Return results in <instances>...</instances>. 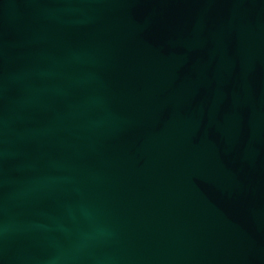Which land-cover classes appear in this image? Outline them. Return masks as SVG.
Returning a JSON list of instances; mask_svg holds the SVG:
<instances>
[{"label": "water", "instance_id": "1", "mask_svg": "<svg viewBox=\"0 0 264 264\" xmlns=\"http://www.w3.org/2000/svg\"><path fill=\"white\" fill-rule=\"evenodd\" d=\"M0 264H264V0H0Z\"/></svg>", "mask_w": 264, "mask_h": 264}]
</instances>
